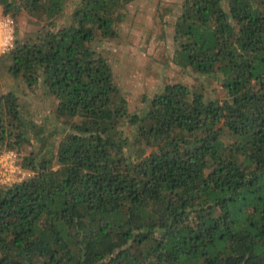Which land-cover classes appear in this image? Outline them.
<instances>
[{
    "label": "trees",
    "instance_id": "trees-1",
    "mask_svg": "<svg viewBox=\"0 0 264 264\" xmlns=\"http://www.w3.org/2000/svg\"><path fill=\"white\" fill-rule=\"evenodd\" d=\"M136 1L0 0L34 28L0 55V166L29 174L0 183V264H264V0H180L196 84L133 111L100 50Z\"/></svg>",
    "mask_w": 264,
    "mask_h": 264
},
{
    "label": "rangeland",
    "instance_id": "rangeland-1",
    "mask_svg": "<svg viewBox=\"0 0 264 264\" xmlns=\"http://www.w3.org/2000/svg\"><path fill=\"white\" fill-rule=\"evenodd\" d=\"M179 2L137 0L127 11L126 21L120 26L119 37L111 42L106 41L101 47L100 51L114 66L118 85L129 98L130 110L143 107L145 95L152 97L167 84H196L194 74L174 64L172 22L177 16ZM29 20L24 15L17 20L18 39L25 38L34 29ZM15 90L23 104L34 113L33 119L36 122L54 124L51 102L42 93L32 94L24 88ZM208 93L215 94L213 90ZM28 175L25 173L18 179Z\"/></svg>",
    "mask_w": 264,
    "mask_h": 264
},
{
    "label": "built area",
    "instance_id": "built-area-1",
    "mask_svg": "<svg viewBox=\"0 0 264 264\" xmlns=\"http://www.w3.org/2000/svg\"><path fill=\"white\" fill-rule=\"evenodd\" d=\"M0 10V55L11 52L15 48V25L16 22L11 16H2ZM25 173L17 164L15 152H7L1 157L0 183H12L19 180L20 175Z\"/></svg>",
    "mask_w": 264,
    "mask_h": 264
}]
</instances>
